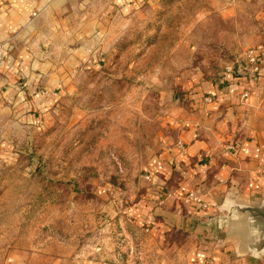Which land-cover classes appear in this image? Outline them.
I'll list each match as a JSON object with an SVG mask.
<instances>
[{
    "label": "rangeland",
    "instance_id": "374dc122",
    "mask_svg": "<svg viewBox=\"0 0 264 264\" xmlns=\"http://www.w3.org/2000/svg\"><path fill=\"white\" fill-rule=\"evenodd\" d=\"M67 6L105 19L106 58L82 61L73 90L55 92L35 118L0 111V264H187L195 238L132 212L161 189L144 165L179 119L174 94L189 100L202 82L222 84L231 74L248 77L250 92L232 144L252 135L264 152V82L248 57L264 51V0ZM242 203L264 208V195ZM221 232L209 231L206 244L224 246ZM255 238L252 246H264ZM255 255L264 264V250Z\"/></svg>",
    "mask_w": 264,
    "mask_h": 264
},
{
    "label": "crops",
    "instance_id": "0c3cea01",
    "mask_svg": "<svg viewBox=\"0 0 264 264\" xmlns=\"http://www.w3.org/2000/svg\"><path fill=\"white\" fill-rule=\"evenodd\" d=\"M67 2L0 0V111L15 108L35 118L53 106L57 94L73 90L82 61L100 64L106 58L105 19L84 10L71 13ZM258 56L261 83L264 51ZM227 79L202 82L185 94L189 100L174 94L179 119L144 165L160 192L142 196L132 208L143 222L182 229L197 240L187 264H257L255 253L264 250L252 246L255 235L264 244V218L256 213L264 208L242 203L249 195H264V152L252 135L232 144L244 120L240 112L247 105L240 97L249 79L235 74ZM216 227L225 233L224 246L206 244Z\"/></svg>",
    "mask_w": 264,
    "mask_h": 264
},
{
    "label": "built area",
    "instance_id": "2783aa9c",
    "mask_svg": "<svg viewBox=\"0 0 264 264\" xmlns=\"http://www.w3.org/2000/svg\"><path fill=\"white\" fill-rule=\"evenodd\" d=\"M2 46H0V55L2 54ZM249 57V61L251 62L252 65V70L255 74H259L260 71V66H259V56L258 53L255 50H251L248 54ZM250 97V92L249 90H246L245 92H243L241 99L242 101H246L248 100V98ZM193 196V195H192Z\"/></svg>",
    "mask_w": 264,
    "mask_h": 264
},
{
    "label": "water",
    "instance_id": "95a60500",
    "mask_svg": "<svg viewBox=\"0 0 264 264\" xmlns=\"http://www.w3.org/2000/svg\"><path fill=\"white\" fill-rule=\"evenodd\" d=\"M256 213L261 216L262 218H264V212L257 210Z\"/></svg>",
    "mask_w": 264,
    "mask_h": 264
}]
</instances>
